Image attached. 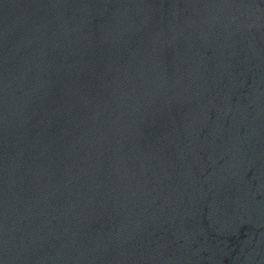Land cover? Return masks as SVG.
Returning a JSON list of instances; mask_svg holds the SVG:
<instances>
[{"label":"water","instance_id":"water-1","mask_svg":"<svg viewBox=\"0 0 264 264\" xmlns=\"http://www.w3.org/2000/svg\"><path fill=\"white\" fill-rule=\"evenodd\" d=\"M0 264H264V0H0Z\"/></svg>","mask_w":264,"mask_h":264}]
</instances>
